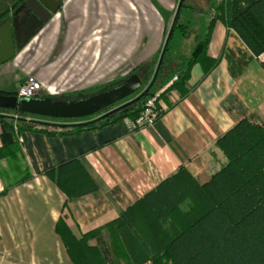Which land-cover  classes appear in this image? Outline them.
Masks as SVG:
<instances>
[{
	"label": "crops",
	"instance_id": "obj_1",
	"mask_svg": "<svg viewBox=\"0 0 264 264\" xmlns=\"http://www.w3.org/2000/svg\"><path fill=\"white\" fill-rule=\"evenodd\" d=\"M18 1L0 0V14ZM178 4L62 0L36 35L0 65V74L13 75L14 92L32 74L43 91L51 87L43 81L55 83L73 61L80 77L88 74L86 82L147 62L163 51ZM240 7L238 22L242 18L243 23L262 24L254 30L241 24L238 28L264 37V0H241ZM182 16L198 30L192 50L210 29L207 55L218 63L203 78V66L193 64L185 84L188 92L181 96L175 88L164 91L160 114L151 123L129 127L123 121L79 135L46 136L18 133L0 122V148L15 141L19 146L16 156L0 158V264H72L55 233L60 216L65 215L79 238L116 218L179 168L198 174L213 163L218 167L223 157L214 143L239 120L264 125V65L258 59L262 52L255 55L236 28L216 18L210 3L205 10H182L179 19ZM27 50L30 64L25 67L17 59ZM10 88L6 82L0 91L12 92ZM71 160L82 165L95 189L67 198L45 172Z\"/></svg>",
	"mask_w": 264,
	"mask_h": 264
},
{
	"label": "trees",
	"instance_id": "obj_2",
	"mask_svg": "<svg viewBox=\"0 0 264 264\" xmlns=\"http://www.w3.org/2000/svg\"><path fill=\"white\" fill-rule=\"evenodd\" d=\"M23 1L19 0L11 10L1 13L0 24ZM206 1L216 10L217 19L238 30L255 55L264 52V37L246 35L238 28L241 24L243 28L247 26L254 30L258 24H262L256 21L243 23L242 18L238 22V16L242 15L239 11L241 0ZM186 9L201 11L181 0L151 81L143 87L141 80L139 90L124 102L121 101L122 104L90 117L73 120L0 109V122L18 133L33 131L46 136L79 135L125 119L134 121L145 101L174 74L177 79L170 88L177 89L181 96L185 95L188 92L185 84L193 64L203 66V78L218 63V59L207 55L209 28L189 56L169 52L173 31L176 28L181 32L186 30V25L177 23L180 12ZM0 94L16 96V91H0ZM88 96L91 94L80 98ZM214 144L225 160L203 183L181 167L121 211L116 218L79 238L71 232L65 215L60 216L55 223V233L71 263L264 264V125L239 120ZM18 152L19 146L15 141L0 148V158L8 154L16 156ZM45 174L67 198L95 189L90 176L75 160L58 165Z\"/></svg>",
	"mask_w": 264,
	"mask_h": 264
},
{
	"label": "water",
	"instance_id": "obj_3",
	"mask_svg": "<svg viewBox=\"0 0 264 264\" xmlns=\"http://www.w3.org/2000/svg\"><path fill=\"white\" fill-rule=\"evenodd\" d=\"M179 1L177 12L179 11ZM62 0H24L0 24V65L11 60L36 35L55 14ZM171 30L169 32V35ZM168 35V37H169ZM142 82L138 74H132L122 83L104 92L74 100H53L51 97L17 98L0 94V109L18 113L73 120L96 115L135 94Z\"/></svg>",
	"mask_w": 264,
	"mask_h": 264
},
{
	"label": "rangeland",
	"instance_id": "obj_4",
	"mask_svg": "<svg viewBox=\"0 0 264 264\" xmlns=\"http://www.w3.org/2000/svg\"><path fill=\"white\" fill-rule=\"evenodd\" d=\"M185 3L188 6H193L197 8L198 10H205L208 8V2L206 0H185ZM177 23L181 25H186L187 31L185 32V34L180 33L179 28L174 31L173 37L170 39L169 43V52L171 54H176L177 52L189 56L192 50L191 44L194 43L195 36L197 35L198 30L190 22H188L187 18H185L184 16H182L180 19L178 18ZM29 52L30 50L18 53L17 61L19 64H22L25 67L30 64ZM56 56H59V54H56ZM157 61L158 57L144 63L135 62L132 63L131 66L129 65L122 69H116L115 71L112 70L107 73L106 76L101 77L97 81L90 80L87 82L84 79L88 76V74L84 79L80 77L82 72L79 70H74L77 64L75 63V61H73L71 64H69L71 68H66V70H64L65 73L63 72L62 78H59V80L55 81V83H51L52 81L50 80L48 82L42 80L45 85H51L48 90L43 89L42 96H51L56 100L63 101L79 99L82 96L97 94L102 90H106L107 88L119 85L132 74H138L143 82V87H146L151 81L154 70L156 68ZM66 64L68 66L67 62L64 65ZM29 76L34 77L32 74H29L28 77ZM12 77L13 75L0 74V86L3 85V83L8 82L11 83V88L8 90H16L17 84L14 80H12ZM122 102L117 103L115 106L122 104ZM219 153L222 155L220 151ZM224 160L225 159L223 157V162ZM219 166L217 167L215 163H213L203 173L199 172L198 174H194L189 171L188 172L200 183H203L210 178V176L219 168Z\"/></svg>",
	"mask_w": 264,
	"mask_h": 264
},
{
	"label": "built area",
	"instance_id": "obj_5",
	"mask_svg": "<svg viewBox=\"0 0 264 264\" xmlns=\"http://www.w3.org/2000/svg\"><path fill=\"white\" fill-rule=\"evenodd\" d=\"M259 61L262 65H264V52H262L258 56ZM177 77L174 76L171 78L168 83L159 91H157L153 96L149 97L144 105L143 109L138 115V117L134 121H130L128 119L124 120V123L131 127H140L142 125L151 123L154 119H156L159 114V102L161 95L164 91H166L174 81H176ZM42 96V86L41 83L32 76H29L25 79V81L18 87L16 91L17 98H32V97H40Z\"/></svg>",
	"mask_w": 264,
	"mask_h": 264
}]
</instances>
